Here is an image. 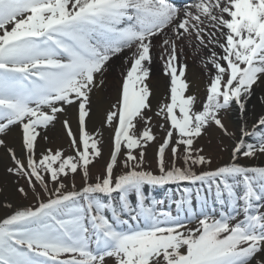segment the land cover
I'll return each mask as SVG.
<instances>
[{"label":"snow or ice","instance_id":"1","mask_svg":"<svg viewBox=\"0 0 264 264\" xmlns=\"http://www.w3.org/2000/svg\"><path fill=\"white\" fill-rule=\"evenodd\" d=\"M157 39L168 94L154 109ZM186 42L208 76L204 100L191 90ZM114 59H122L121 79L104 121L113 148L93 179L101 148L87 123ZM257 88L264 0H0V148L13 163L7 172L25 179L37 201L3 205L12 212L0 219V264H264V166L243 162L264 158V115L244 120ZM233 107L238 138L222 117ZM61 116L74 155L39 152ZM154 117L163 121L159 141ZM15 126L22 155L4 138ZM213 129L233 139L229 159L215 167L198 146ZM153 142L156 171L145 167ZM78 173L82 186L69 190L62 178ZM169 184L182 186L169 197L175 214L146 187Z\"/></svg>","mask_w":264,"mask_h":264},{"label":"bare ground","instance_id":"2","mask_svg":"<svg viewBox=\"0 0 264 264\" xmlns=\"http://www.w3.org/2000/svg\"><path fill=\"white\" fill-rule=\"evenodd\" d=\"M156 47L153 49V64H152V78H151V86L154 90V99H153V108L159 104L163 98L166 96L168 91V77L165 75L159 74L161 69L163 68V62L160 60V55H162V49L160 47V41L157 39L154 41ZM207 49L204 50V53H207ZM217 51H220L217 49ZM183 52L188 64V72L187 77L190 81L191 90L193 93L198 95L200 99H202L206 95V84L208 83V76L203 70L200 60L201 57L198 55L194 49L185 43L183 46ZM122 70V59H114L111 63L108 73L106 74V86L101 90L98 91L93 97V113L91 115V119L87 123V127L89 131L95 130L105 121V116L107 110L110 108L111 104L115 102L118 95V87L120 83V71ZM107 82H111L108 84ZM110 85V86H109ZM264 96V88H257L256 94L253 98L249 101L247 105V113L244 117V120L247 121L249 126L252 122L258 118L260 115H264V104H262L259 100V97ZM68 115H70L71 126L74 131L77 130V120H76V112L75 109H70ZM223 122L228 127L229 131L234 132L236 137L240 136V127L242 124L241 114L239 113L238 109L233 107L231 108L228 116L224 118ZM222 134L218 129L213 130V136L217 137ZM12 139L9 140L8 145L13 147L18 155H22V146H21V130L19 127H15L13 131H11ZM68 141L69 138L67 135L63 136ZM233 142V141H232ZM69 142L65 140L62 143V146L68 147ZM158 145V144H157ZM232 146V145H231ZM231 149V147H230ZM230 155V152L229 154ZM229 157L227 158V160ZM0 164H4L2 167L0 166V176H7L8 174L3 173L5 170L3 168L7 163L8 166L12 167L13 163H11V159L9 154L4 150L2 158H0ZM226 160V161H227ZM224 162V161H223ZM246 163H255L257 165H264V158L255 161H246ZM177 186V185H176ZM157 188V187H155ZM154 188V189H155ZM12 188L8 187L5 188V191L0 193V219L5 218L12 211H9L7 207L3 205L6 203H13V199L9 196ZM198 209V205H195ZM176 211V206H175Z\"/></svg>","mask_w":264,"mask_h":264},{"label":"rangeland","instance_id":"3","mask_svg":"<svg viewBox=\"0 0 264 264\" xmlns=\"http://www.w3.org/2000/svg\"><path fill=\"white\" fill-rule=\"evenodd\" d=\"M163 68L161 69L159 74H164L162 73ZM108 84H111V82H107ZM110 86V85H109ZM71 109V108H70ZM68 110V113L70 111ZM67 113V115H68ZM227 114L224 112L222 113V117L225 118ZM63 116H61L54 124V126H50L46 132V135L48 137L47 141L41 139L39 140V152H43L47 148H52L54 151L57 149H63L65 150L66 155H74L72 152L69 144L68 147L62 146V143L69 142L64 135L66 136L65 129L62 124ZM68 118H70V115H68ZM163 123L162 120H160L157 117L153 118V132L157 136V140H162L164 137L165 133L164 131L160 130L159 124ZM16 127V126H15ZM13 127V129L15 128ZM12 129V131H13ZM214 130V129H213ZM213 130L210 134L205 135L199 142L198 146H203L206 150V152L212 156L213 158V166L215 167L216 164L222 163L223 161H226L227 158L229 157V152H230V146L232 145V140L230 137L224 136L223 134H220L219 136L215 137L213 136ZM90 134L94 136L95 139L100 141V148H101V157L96 158L94 160L93 165L91 166V173L93 176V179L97 176L100 175L104 172L106 163L110 160V153L113 148V129L109 128L105 125V123L101 124L98 128L95 130L89 131ZM43 135V134H42ZM9 143V140L12 139L11 137V132L4 137ZM157 142L151 143L146 151H145V161H147V167L150 168V170L156 171L157 170V147L158 145L156 144ZM3 148H0V158H2L3 155ZM139 150H137L138 152ZM170 156V154H169ZM123 157V151L121 153L120 159L122 160ZM1 161V160H0ZM246 162V160L244 161ZM12 163V162H11ZM179 164V161H177ZM4 165V164H3ZM0 164V166H3ZM9 164L5 165L3 170L8 174L7 176H0V193L5 191V188L11 187L12 190L9 193V196L11 199H13V209L19 206H34L36 205L37 201L33 198L31 190L29 189V186L26 182L25 179L22 177H17L12 173L7 172V168L10 167L8 166ZM121 168H117L116 171L119 172L121 171ZM47 179V177H46ZM63 182L69 186V190L71 188L72 183L76 184L77 189H79L83 181L81 179L80 174H76V176L73 178L71 175L67 178H62ZM18 186H23L25 187L26 190L29 191V196L24 197L22 196L18 191L17 187ZM53 185L50 183L49 187H52ZM37 189L40 192V197L41 199H46L47 195L43 192L42 189H40L39 185H37ZM9 211H12V209H9ZM10 215V214H9Z\"/></svg>","mask_w":264,"mask_h":264}]
</instances>
